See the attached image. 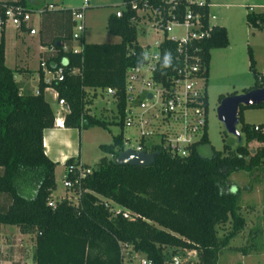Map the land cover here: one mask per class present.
<instances>
[{"label":"trees","instance_id":"1","mask_svg":"<svg viewBox=\"0 0 264 264\" xmlns=\"http://www.w3.org/2000/svg\"><path fill=\"white\" fill-rule=\"evenodd\" d=\"M25 2L0 1V14L10 5L27 10ZM76 9L44 6L39 10V43L55 49L51 55L44 53L47 67L52 68V62L61 57L67 63L59 81L45 82L39 70L36 93L19 92L14 69L4 63L3 27L0 29V192L10 196V203L0 210V222L34 233L35 264H122V243L153 264H162L176 248L194 250L196 254L195 262L186 259L180 264H216L218 253L230 247L229 240L245 222L240 213L239 190L228 176L236 170L264 169V123L254 129V124L242 122L244 143H237L233 149L224 143L221 150H216L207 138L205 84L209 50L227 45L224 26L213 24L210 36L202 42L206 65L205 123L187 153L172 155L157 147L149 164H115L112 158L123 145L121 134L112 135L110 142L98 145L107 155L100 156L93 169L74 185L76 201L61 197L50 206L47 201L52 199L50 193L55 185V162L43 151L41 133L43 128L52 126L54 115L43 88L52 86L57 97L65 100L68 111L63 114V126L79 129L105 127L111 122L94 115L89 106L97 89L101 92L112 87L118 100V118L112 122L122 126L124 73L129 66L141 62L136 30L128 21L129 11L120 17L113 12L106 16V31L118 35L119 41L83 42L81 36L79 51L61 50L62 43L71 44V12ZM245 21L253 28L260 27L264 24V11L248 10ZM20 29L27 27L21 23ZM248 59L255 84L244 91L264 85L256 84L258 75L250 51ZM71 68L77 71L71 72ZM247 106L263 107L264 102ZM237 119H242L240 108ZM250 140L261 143L252 153L246 149ZM78 162L71 156L64 160L66 177L74 176L73 166ZM101 197L133 215L111 213L101 204ZM225 223L228 226L218 235L217 226ZM234 248L246 253L244 247Z\"/></svg>","mask_w":264,"mask_h":264},{"label":"rangeland","instance_id":"2","mask_svg":"<svg viewBox=\"0 0 264 264\" xmlns=\"http://www.w3.org/2000/svg\"><path fill=\"white\" fill-rule=\"evenodd\" d=\"M84 0H26L24 7L30 12L29 23L37 26L40 9L44 6L50 8H74ZM86 2V1H85ZM214 7L211 13L216 20L220 19L226 25L227 45L225 47L211 48L209 50V60L207 64V76L205 84L206 93V134L209 143L216 150H221L224 143H229L230 148L237 143H244L243 134L240 130L242 122L250 124L264 123V106H245L240 104L242 119H237L232 129L217 118L216 107L220 96L233 95L244 92V89L255 84V78L249 69V51L253 57V68L256 75L264 76L261 67L264 66V24L259 28L249 26L245 21V13L250 10L249 5H254L253 11H264V0H209ZM122 6V0H88L83 8L84 31L82 35L86 42L105 41L114 42L119 40L118 35L106 31V16ZM215 22V19H212ZM5 64L14 69L13 77H20V73L28 77H36L35 67L37 65V42L38 32L29 34L28 29H15L12 24L5 26ZM140 40V37H137ZM17 41L16 45L15 42ZM73 47L79 45V40H71ZM12 53L13 59H12ZM41 56V55H39ZM19 57V61H17ZM29 71V72H28ZM48 75V74H47ZM264 82L263 77L258 78L256 84ZM96 96L92 100L90 111L108 122L105 127L93 125L87 128H76L63 131L61 136L70 141L68 148L55 144V149L61 147L64 151L72 154H79L80 162L85 165H93L100 156L106 154L99 148L100 143H108L112 135L121 134L129 136L131 143L136 138V126H120L116 121L118 114L108 103L109 98L96 90ZM264 102V101H262ZM55 109V107L53 108ZM167 126L163 122L156 123L158 129ZM173 126L179 124L173 122ZM173 130V129H172ZM170 135L174 134L169 133ZM199 132L195 134V137ZM261 145L258 141H248L246 149L249 153ZM65 168L61 162L54 167V188L52 194L56 198L70 195L71 201H76V193L70 189H65L62 185ZM228 179L233 187L239 190L240 213L244 218V226L230 240V247H224L218 253L216 264H264V169L236 170ZM52 198V197H51ZM54 200V198H52ZM228 226V223L217 226V234ZM234 247H244L246 253ZM168 248L167 251H170ZM181 262L186 259L196 261L194 250L185 251L176 248L173 251ZM140 255L143 256L142 253ZM137 264V259L132 261ZM127 264V262H125Z\"/></svg>","mask_w":264,"mask_h":264},{"label":"built area","instance_id":"3","mask_svg":"<svg viewBox=\"0 0 264 264\" xmlns=\"http://www.w3.org/2000/svg\"><path fill=\"white\" fill-rule=\"evenodd\" d=\"M85 5V0L83 1ZM208 0H129L122 1V6L115 8L114 15L120 17L129 11L128 21L135 27L136 43L140 49L141 62L129 66L124 73V105L122 107V126H136V138L131 143L129 136L122 137L123 148L135 151L154 152L157 147L167 150L172 155L183 156L188 147L196 141L205 123V108L203 105V89L205 83V60L202 42L211 34L212 25L209 22ZM51 8V6H49ZM206 7V11L204 8ZM71 40H79L84 31L82 7L71 12ZM30 12L20 5L6 6L0 14V29L7 23L15 29H20L22 23L29 34L37 33V27L29 23ZM61 50L70 49L77 52L81 44L73 47L71 44H61ZM55 49L52 45L44 46L37 67L41 69L45 82L63 79L66 58L61 57L47 67L44 53L50 55ZM165 56L169 62L165 64ZM264 72V66L261 67ZM77 68H71V72ZM261 76H258L260 78ZM37 92V89L34 93ZM108 103L117 113V98L114 88L105 87L102 90ZM56 104L60 110L54 114L53 122L59 123V117L68 111L65 100L53 92ZM149 95V96H148ZM62 119V118H61ZM163 122L167 126L158 129L156 123ZM173 122L179 126H173ZM254 129H259L257 124ZM173 129V130H172ZM264 130V128H262ZM170 135L169 133H172ZM199 135L195 137V134ZM121 149V150H122ZM79 161V160H78ZM74 176L62 180L65 189L72 192L79 179L92 169V165H83L80 161L73 166ZM71 199L70 195L63 196ZM101 204L111 213L121 212L122 216L130 217L132 212L101 197ZM47 204L54 205L53 199ZM122 264H153V262L133 251L130 245L121 244ZM162 264H180L177 255L166 257Z\"/></svg>","mask_w":264,"mask_h":264},{"label":"crops","instance_id":"4","mask_svg":"<svg viewBox=\"0 0 264 264\" xmlns=\"http://www.w3.org/2000/svg\"><path fill=\"white\" fill-rule=\"evenodd\" d=\"M0 1H4V0H0ZM85 1L88 2V0H85ZM86 2H85V5L82 2L81 4L76 5V7L74 6V8L82 7V11H83V8L86 6ZM214 6L215 4H212L211 2H209V6H208L209 22L211 24L222 25L224 26L226 30V25L223 22V20L221 21L220 19L216 20L215 15L211 13V7H214ZM253 7L255 6L254 5L247 6V8L250 10H253ZM51 8H53V6H51ZM68 8H71V7H68ZM212 19H215V22H212ZM5 26L2 29L3 38H4V62H5V43L6 42H5L3 30L5 29ZM33 26L37 27L38 25L37 26L33 25ZM226 35H227V31H226ZM82 40L83 42H86L84 40L83 35H82ZM36 42H37L36 55H37V61H38L40 58L39 55H42L43 53L44 46L39 43V39H37ZM92 42H105V41H92ZM114 42H117V41H114ZM16 43L17 41L15 42V45ZM79 44H81V42H79ZM13 55L14 54L12 53V59H13ZM17 61H19V57ZM39 70L41 69H39L36 65L35 67L36 77H32L30 75L28 77H25L21 73L19 74L20 77H13L14 80L18 83L19 92H34L37 89ZM44 75H47V74L45 73ZM44 78H47V77H42V80H45ZM43 91H44V97L48 101L53 111V115L56 114V112L60 110V106L56 104V99L53 95V92L55 91V89L52 86H45L43 88ZM54 107L55 109H53ZM90 107H92V103L90 104L89 108ZM61 118L62 117H59L60 124L53 122L51 127L43 128L42 133H41L43 151L50 160L55 162L54 167L56 166L58 162H61L63 164L64 160L69 156L74 157L80 161L79 154H72L71 152H67V150L64 151L61 148V147L68 148L70 146V141L65 140V138L61 136V133L63 131H68L72 129V127L63 126ZM250 141H253V140H250ZM55 144L61 145V147L60 148L57 147L55 149ZM53 172H54V169H53ZM50 195L52 198L56 199L55 195L57 194L54 195L52 194V191H51ZM9 203H10L9 194L6 192H0V210L5 209ZM33 250H34V233L22 231L19 229V227L16 224H13V223L0 222V264H35L34 257H33Z\"/></svg>","mask_w":264,"mask_h":264},{"label":"water","instance_id":"5","mask_svg":"<svg viewBox=\"0 0 264 264\" xmlns=\"http://www.w3.org/2000/svg\"><path fill=\"white\" fill-rule=\"evenodd\" d=\"M149 96V95H148ZM264 101V85L250 88L244 92L226 95L219 100L216 107L217 118L228 129H232L237 120V111L240 104L256 105ZM155 152L135 151L128 147L118 151L112 158L115 164L146 165L152 162Z\"/></svg>","mask_w":264,"mask_h":264},{"label":"clouds","instance_id":"6","mask_svg":"<svg viewBox=\"0 0 264 264\" xmlns=\"http://www.w3.org/2000/svg\"><path fill=\"white\" fill-rule=\"evenodd\" d=\"M165 64H167L169 62V58L167 56H165Z\"/></svg>","mask_w":264,"mask_h":264}]
</instances>
